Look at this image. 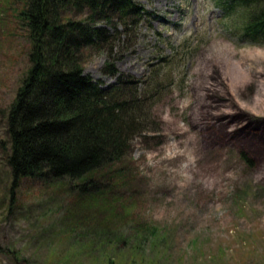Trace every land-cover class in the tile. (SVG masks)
<instances>
[{"label":"rangeland","instance_id":"1","mask_svg":"<svg viewBox=\"0 0 264 264\" xmlns=\"http://www.w3.org/2000/svg\"><path fill=\"white\" fill-rule=\"evenodd\" d=\"M135 1L148 20L107 51H85L83 68L114 84L109 62L163 91L161 131L134 141L120 165L130 184L91 207L65 183L26 180L12 195L0 146V264H264V46L242 40L213 0ZM25 6L0 0L3 141L31 66Z\"/></svg>","mask_w":264,"mask_h":264},{"label":"trees","instance_id":"2","mask_svg":"<svg viewBox=\"0 0 264 264\" xmlns=\"http://www.w3.org/2000/svg\"><path fill=\"white\" fill-rule=\"evenodd\" d=\"M213 1L242 40L264 46V0ZM20 17L31 66L9 109L7 141L0 140L11 193L26 180L65 183L77 203L95 206L108 190L130 184L128 166L120 165L137 138L146 143L161 131L155 103L163 91L151 92L109 62L105 73L115 83L95 81L83 68L84 52L107 51L115 36L132 34L146 21L145 10L135 0H26ZM241 157L253 164L246 153Z\"/></svg>","mask_w":264,"mask_h":264},{"label":"bare ground","instance_id":"3","mask_svg":"<svg viewBox=\"0 0 264 264\" xmlns=\"http://www.w3.org/2000/svg\"><path fill=\"white\" fill-rule=\"evenodd\" d=\"M225 68H223V71H224V75L226 76V79H230L231 77V73L228 71V66H224ZM244 68V63L242 62V65H241V69ZM243 71V70H241ZM240 71V72H241ZM237 78H241V80H243V73L241 72V77H237ZM233 89H234V86H233Z\"/></svg>","mask_w":264,"mask_h":264}]
</instances>
